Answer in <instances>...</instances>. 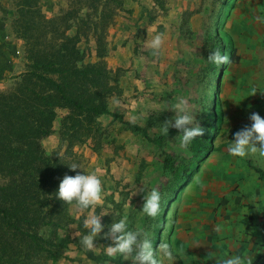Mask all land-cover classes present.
Listing matches in <instances>:
<instances>
[{"label": "rangeland", "instance_id": "obj_1", "mask_svg": "<svg viewBox=\"0 0 264 264\" xmlns=\"http://www.w3.org/2000/svg\"><path fill=\"white\" fill-rule=\"evenodd\" d=\"M247 5L245 0H0V264H131L106 254L112 242L103 232L93 250L73 237L88 234L83 220L93 214L103 215L104 232L125 219L129 229L148 233L154 249L169 243L175 218L190 196H200L214 161L236 158L228 152L239 125L231 86L248 54L237 42L236 16L248 14ZM158 33L164 43L153 56L145 45ZM230 39L240 63L234 58L214 67L208 60L213 45ZM33 72L58 80L85 106L108 111L77 109ZM181 98L205 128L198 138L211 143L183 181L164 167L165 154L177 166L195 160L192 147L180 148L175 128L161 132L162 123L175 115L168 107ZM114 114L144 127L152 139L164 137L160 143L150 140ZM73 163L81 168L71 170ZM77 172L101 178L97 206L79 210L56 198L64 175ZM152 188L162 197L155 218L142 212L143 196ZM20 230L49 243L36 244ZM157 258L170 264L160 253Z\"/></svg>", "mask_w": 264, "mask_h": 264}, {"label": "crops", "instance_id": "obj_2", "mask_svg": "<svg viewBox=\"0 0 264 264\" xmlns=\"http://www.w3.org/2000/svg\"><path fill=\"white\" fill-rule=\"evenodd\" d=\"M245 3L249 13L236 16L241 33L237 42L247 47L248 54L231 86L232 113L239 123L232 130L233 137L236 129L251 122L252 112L264 117V22L257 20L264 18V0ZM214 162L216 169L204 177L200 196H190L175 218L169 262L216 264L214 258H207L215 252L224 257L247 256L252 264H264V157L249 154ZM216 225L222 231H215Z\"/></svg>", "mask_w": 264, "mask_h": 264}, {"label": "clouds", "instance_id": "obj_3", "mask_svg": "<svg viewBox=\"0 0 264 264\" xmlns=\"http://www.w3.org/2000/svg\"><path fill=\"white\" fill-rule=\"evenodd\" d=\"M257 20L264 22V18L257 17ZM164 43L163 34L158 33L146 42V47L151 50L152 55L156 56ZM210 63L216 65H226L230 63V57L227 54H221L219 49L212 50L208 56ZM255 94V93H254ZM253 94V95H254ZM168 109L174 111L175 115L162 123L161 132L164 135L169 134L170 128L179 131V146L181 149H188L192 141L205 134V128L192 114L188 100L179 99L171 104ZM250 125H245L234 134V139L228 147V152L233 157H246L249 154L264 157V117L258 112H252L249 115ZM134 122V121H132ZM73 171L81 167L77 163L68 165ZM145 188L138 191L143 192ZM103 193V183L96 173L76 175L65 174L59 184L56 198L69 205L75 204L79 210H86L97 206ZM161 193L158 188H152L143 196L144 204L142 212L149 217L158 216L161 209ZM103 215H88L83 220V226L88 230V234L81 236L78 232L73 233L74 238H78L81 244L87 250H93L96 247V237L103 232L106 239L111 240V244L106 248V254L109 257L121 255L123 259L130 260L131 264H162L157 258V253L169 260L173 257V251L169 243L162 241L158 250L154 249L152 240L148 233L140 228L129 229L126 220L120 219L114 221L104 232L105 225L102 223ZM215 231H222L220 225H216ZM208 259L214 258L216 264H252L247 256L232 255L228 257L217 256L215 252L210 253Z\"/></svg>", "mask_w": 264, "mask_h": 264}, {"label": "trees", "instance_id": "obj_4", "mask_svg": "<svg viewBox=\"0 0 264 264\" xmlns=\"http://www.w3.org/2000/svg\"><path fill=\"white\" fill-rule=\"evenodd\" d=\"M213 49L214 50L219 49L221 54L228 53L230 56V60H233L235 58L236 61H238V59H239V56L235 55L236 50L234 48V44H233L232 39L229 40L228 44H226L222 41L217 42L216 44L213 45ZM214 67H216L215 64H214ZM33 75H35L36 77H38V78L46 81L47 83H49L51 85V87L56 91L57 94H59L61 96V98L63 100H65L67 103L76 107L79 110L96 111V112L108 111L104 107L98 106V105L85 106L84 104H82L77 99L71 97V95L66 92V89L61 84V82H59L58 80H56L52 77H49V76L43 74V72H33ZM114 115L116 117H119L129 127L133 128L136 131L142 132L144 134V136L150 140H153L155 142L160 143L162 138L164 137V136H159L156 139H152L149 136L148 131L144 127H142L138 124H135L133 122L124 120L122 115H117V114H114ZM250 124H251V122L245 123V124L241 125V127L239 129H236L234 132L240 130L245 125H250ZM191 147L193 150V158L195 160H193V161L191 160L188 163L180 162V163H178L177 166H175V164L171 160V155L168 153L165 154L166 156L164 159V167L167 168L168 170H170L174 174V176L181 179L182 181L188 179L192 170L195 168L196 160H202L205 157L208 150L211 149V143H210V141H207L206 139L196 138L194 141H192ZM254 167L256 168L257 171H259L261 173V175H263V170L261 168H259L257 166H254ZM20 231H22V230H20ZM21 233H23L24 235H27L29 238H31V240L35 241L36 244L42 245V244H44V242L49 243L47 240H44L43 238H41L37 234L29 233V232H25V231H22Z\"/></svg>", "mask_w": 264, "mask_h": 264}]
</instances>
